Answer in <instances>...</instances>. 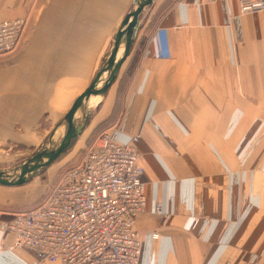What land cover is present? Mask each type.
Segmentation results:
<instances>
[{
    "label": "crops",
    "instance_id": "obj_1",
    "mask_svg": "<svg viewBox=\"0 0 264 264\" xmlns=\"http://www.w3.org/2000/svg\"><path fill=\"white\" fill-rule=\"evenodd\" d=\"M133 1L0 0V21L26 20L0 55V145L31 144L63 117ZM95 108L90 131L115 128L140 153V264H264V11L153 0ZM7 187L1 219L14 213ZM11 242L0 232V264H58Z\"/></svg>",
    "mask_w": 264,
    "mask_h": 264
},
{
    "label": "built area",
    "instance_id": "obj_2",
    "mask_svg": "<svg viewBox=\"0 0 264 264\" xmlns=\"http://www.w3.org/2000/svg\"><path fill=\"white\" fill-rule=\"evenodd\" d=\"M238 8L264 11V0H238ZM25 23L23 17L0 21V55L17 47ZM139 159L136 147L118 142L115 128L104 130L78 163L60 172L40 204L0 217V232L12 235L10 248L27 249L38 262L140 264L134 223L146 196Z\"/></svg>",
    "mask_w": 264,
    "mask_h": 264
},
{
    "label": "water",
    "instance_id": "obj_3",
    "mask_svg": "<svg viewBox=\"0 0 264 264\" xmlns=\"http://www.w3.org/2000/svg\"><path fill=\"white\" fill-rule=\"evenodd\" d=\"M152 1H133V7L125 15L114 35L108 55L104 57L88 86L73 100L63 117L53 126L45 141L31 155L11 167L0 168V185L18 186L30 181L74 144L92 116L91 107L86 105L88 98L91 95L104 96L116 80L120 66L129 54L132 40L138 29V15L143 7ZM122 42L123 49L118 55ZM104 72L105 75L101 79ZM83 106L85 108L82 111V119L77 122L76 112ZM60 126H63L61 137L56 143H53V135Z\"/></svg>",
    "mask_w": 264,
    "mask_h": 264
},
{
    "label": "rangeland",
    "instance_id": "obj_4",
    "mask_svg": "<svg viewBox=\"0 0 264 264\" xmlns=\"http://www.w3.org/2000/svg\"><path fill=\"white\" fill-rule=\"evenodd\" d=\"M95 107H97V102L92 100V112L96 109ZM54 125L55 124L46 126L45 128H47V130L44 132L41 131L38 139L34 138L31 140V144L17 143L8 140L0 145V168L11 167L22 162L26 157L31 155V153H33L45 141ZM91 126L92 124L90 126L87 125L68 150L61 154L38 175L34 176L30 181L18 186L7 187L9 189L8 203L11 204V206L8 207L10 208L9 210H12L14 213L21 212L41 203L47 192L48 186L58 179V176L63 169L70 167L81 160L84 152L90 147L94 138L103 132L102 130L105 128L103 125H94L90 131ZM88 130L90 132H88Z\"/></svg>",
    "mask_w": 264,
    "mask_h": 264
},
{
    "label": "bare ground",
    "instance_id": "obj_5",
    "mask_svg": "<svg viewBox=\"0 0 264 264\" xmlns=\"http://www.w3.org/2000/svg\"><path fill=\"white\" fill-rule=\"evenodd\" d=\"M122 49H123V42L121 43V46H120V48H119L118 55L121 54ZM104 75H105V72L102 74L101 79L104 77ZM100 81H101V80H100ZM100 81H99V84L102 82V81H101V82H100ZM98 99H99L98 96H92V95H91V96L88 98V100H87V104H86V105H87L88 107H91V106H92V100H94L95 102H97ZM86 105H85V106H86ZM85 106H83L82 108H80V109L76 112V121H77V122H79V121L82 119V111H83V109L85 108ZM62 132H63V126H60V127L55 131V133H54V135H53V138H52V142H53V143H56V142L60 139Z\"/></svg>",
    "mask_w": 264,
    "mask_h": 264
}]
</instances>
